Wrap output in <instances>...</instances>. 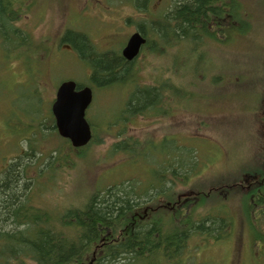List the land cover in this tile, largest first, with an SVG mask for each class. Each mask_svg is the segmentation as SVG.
Masks as SVG:
<instances>
[{"label":"rangeland","instance_id":"obj_1","mask_svg":"<svg viewBox=\"0 0 264 264\" xmlns=\"http://www.w3.org/2000/svg\"><path fill=\"white\" fill-rule=\"evenodd\" d=\"M130 1L27 0L29 10L16 21V26L30 33L36 42L44 41L39 51L40 59H37L38 62L33 60L35 63L31 60L27 62L23 54L10 55L0 45V175L3 168L12 165L11 160L18 161L15 159L19 157L17 153L32 151L31 157L21 154V161L27 160L24 163L31 165L26 168L25 176L32 179L37 175L34 177V191L43 194L33 201V192L28 206L30 203L34 207L32 202L39 208L58 206L50 213L53 217L62 213V210L80 207L77 206L79 202L106 185L127 179L141 180L145 184L153 182L155 169L150 166V161L153 158V162L160 165L165 162L158 144L165 139L166 146L171 143L172 148H176V145L186 147L183 157H188V149H194L199 160L197 169L200 176H195L188 187L179 188L180 194L186 195L192 190L203 188L209 179L225 167L224 171H237L247 162L245 156L251 158L255 166L264 168L260 165L264 161V18L258 17L261 25L254 21V26H258L259 30L250 29L256 33L242 38V42L236 38L246 37L247 33L243 34L240 28L230 24L223 26V39L216 46L210 36L198 34L192 39L176 41L175 52L174 47L164 48L160 36H154L150 23L142 20L155 19L163 11L164 16L172 9V2L151 0L149 12L144 11L148 14H144L135 9ZM235 2L240 3L239 0ZM251 4L253 8L264 9V0H252ZM228 12L229 8L225 7L223 15ZM252 19L255 20L254 17ZM140 24L149 37V44L132 63L128 79H125V73L121 77L120 80L125 79L122 83L99 87L91 79L93 72L89 60L85 61L73 48L60 42L57 45L60 52L52 49L55 39L72 29L87 34L96 52L120 55L129 36ZM160 25L162 30L166 26ZM168 36L166 34L164 37ZM233 44L234 48L230 49L229 46ZM39 66L44 72L41 77L38 74ZM71 79L94 90V101L87 111V118L96 136L86 149L84 157H88L85 163V158L77 155L63 166L55 164L56 178L48 184L45 181L47 177L52 179V171L49 166L43 168L45 165L38 160H42L52 144L56 143L41 133H53L54 121L52 126L49 125L53 132L47 130L50 129L45 124L47 120L41 122V129L38 130L35 125L39 121L31 114L39 107L37 99L41 102L40 109H45L44 113L50 109L58 86ZM189 82H194L199 90L189 87ZM159 83L164 84V93L171 95L167 99L170 105L174 104L171 113L152 112L150 117L144 114L128 118L124 110L136 89H148ZM180 83L183 96L190 93L189 100L205 102L206 105L203 104L196 112L176 110V84L179 86ZM36 89H39L37 97ZM188 89L193 92H188ZM155 93L157 97L158 91ZM256 98L260 99V107L253 114ZM170 105L164 109L168 107V110ZM120 114L125 129L119 133L121 124L117 119ZM40 116L42 118V114ZM107 127L110 133L104 132ZM122 135L141 143H151L153 148L146 151L150 160L142 156L134 159L121 152L113 153L112 148L120 142L119 139H123ZM54 151L49 153L46 163L50 164L55 155H59ZM35 168L37 173H33ZM42 168L43 172L38 174ZM243 174L230 197L226 192L223 193L224 202L232 211L239 212L240 198L248 190L241 181L245 177ZM43 184L47 186L41 188ZM159 203L165 202L160 200L156 205ZM206 243L200 239L190 241V245L197 250H192L193 259L183 264H264V245L252 251L248 242L244 243L242 237H238V232L226 240L215 243L208 240ZM262 248L263 256L259 257ZM185 252L192 253L189 250ZM253 257H257L256 261ZM134 264H165V261L164 258H149ZM168 264L179 263L175 260Z\"/></svg>","mask_w":264,"mask_h":264},{"label":"trees","instance_id":"obj_2","mask_svg":"<svg viewBox=\"0 0 264 264\" xmlns=\"http://www.w3.org/2000/svg\"><path fill=\"white\" fill-rule=\"evenodd\" d=\"M26 1L0 0V45L6 52H10V55L21 53L27 62L31 60L35 63L33 60L40 59L39 51L44 41L36 42L30 33L16 26V21L29 10ZM170 1L173 7L164 16L163 11L155 19L142 20L150 23L154 29V36H160L159 40L165 44L164 48L174 47L175 52L176 41L192 39L198 34L210 36L216 46L222 41L225 32L214 26L217 23L220 25L222 20H225V25L233 24L240 28L243 34L247 33L246 37L236 38L242 42V38H248L259 30L258 26H254V21L261 25L258 17L264 18V9L253 8L252 0H239L241 4L235 0ZM130 2L135 9L149 12L151 0ZM225 7L229 8V12L223 15ZM160 24L166 25L163 30ZM142 26L145 27V24ZM142 26L140 24L137 27L146 38H149ZM166 34L169 36L164 37ZM60 38H56L57 41L55 39L52 49L58 50L57 45L60 42L73 48L85 61L89 60L93 72L91 79L97 86L106 87L122 83L130 76L132 62L121 59L115 53L96 52L87 34L69 29L61 40ZM229 47L234 48V44ZM39 70L38 74L41 77L44 73L41 66ZM124 73L126 78L120 80ZM176 85V110L196 112L203 104L206 105L205 102L189 100L190 93L183 96L181 83L179 86ZM188 86L197 88L194 82H189ZM146 89L137 88L129 99L124 110L128 118L131 119L133 116L137 118L144 114L150 117L152 112L171 113L174 104L170 105L167 101L171 95L164 93V84L159 83ZM38 90L36 89V97L39 96ZM188 92L193 91L188 89ZM37 101L39 107L31 114L39 121L35 126L40 130L41 122L47 120L45 124L50 128L49 125L52 126L53 123L50 111L48 109L44 113L45 109H40L41 102L39 99ZM259 102L260 99L256 98L257 104L254 106L253 114L259 109ZM186 104L196 108L193 109ZM166 105H170L168 110H166L168 107L164 109ZM117 120L121 124L118 130L120 133L125 129L121 114ZM47 130L53 132L55 128ZM101 132L103 133V130ZM104 132L110 133V128L107 127ZM41 133L56 142L52 144L49 153L53 150L59 153L50 164L46 163L49 153L44 158L41 157L42 160H38L41 161L40 164L45 165L43 168L49 166L52 171V179L47 177L45 181L49 184L57 175L55 164L63 166L73 161L74 156L84 157L89 145L83 149H73L69 142L62 140L55 131ZM94 135L96 136L95 133ZM119 140L120 142L115 143L112 148L113 153L121 152L134 159L140 156L148 158L146 151L153 148L151 143H141L126 136ZM166 142L165 139L158 143L160 152H163L161 154L165 156V162L160 165L153 162L155 160L153 158L150 161L152 163L150 166L155 169L153 182L145 184L141 180L127 179L117 184L106 185L101 190L96 188L97 190L79 202L80 205L77 206L80 207L62 210V213L54 217L50 213L58 206L39 208L34 202H32L34 207L30 203V207L28 206L32 194L35 193L34 201L43 193L37 194L36 190L34 191V177L37 175L32 179L28 175L25 176L26 168L31 165L24 163L27 162L24 160L25 157L24 161H21L22 156L31 157L32 151L25 154L17 153L16 156L19 157L15 159L18 161L11 160L12 165L0 178V264H134L149 258H164L165 264L175 260L183 264L192 260V250H197L190 245L193 239H200L205 244H208L206 243L208 240L215 243L226 240L237 232L244 243L248 242L252 251L260 245L263 246L264 168L255 166L252 159L245 156L247 162L237 171L233 172V169L224 171L225 167L218 173L220 175L216 174L209 179L203 188L192 190L186 195L180 194L179 188L188 187L195 176H200L201 173L197 169L199 160L194 149H188V157H183V149L186 147L176 145V148H172L171 143L166 146ZM58 144L59 147L56 148ZM21 154L23 155L20 156ZM260 165L264 166V161ZM43 168L38 174L43 172ZM33 173H37V168ZM241 174L245 176L241 181L248 190L240 198L238 212L232 211L224 202L223 193L231 196ZM44 186L47 185L43 184L41 188ZM160 200L165 203L156 205ZM192 205L194 206L191 207ZM261 256L263 248L259 257ZM253 258L256 261L257 257Z\"/></svg>","mask_w":264,"mask_h":264},{"label":"water","instance_id":"obj_3","mask_svg":"<svg viewBox=\"0 0 264 264\" xmlns=\"http://www.w3.org/2000/svg\"><path fill=\"white\" fill-rule=\"evenodd\" d=\"M146 43L140 33L131 36L123 51L128 61H133L139 55ZM93 102V89L79 88L75 81L63 82L57 92L51 107L55 127L60 137L68 140L72 147L83 148L92 138V127L86 118V112Z\"/></svg>","mask_w":264,"mask_h":264},{"label":"flooded vegetation","instance_id":"obj_4","mask_svg":"<svg viewBox=\"0 0 264 264\" xmlns=\"http://www.w3.org/2000/svg\"><path fill=\"white\" fill-rule=\"evenodd\" d=\"M137 31H139L144 37H145V35H144V33L138 28L137 29ZM118 55V54H117ZM121 59H123V60H125L126 61V59H124L123 57H122V55H118ZM128 62V61H127ZM134 62V61H133ZM132 62V63H133Z\"/></svg>","mask_w":264,"mask_h":264}]
</instances>
